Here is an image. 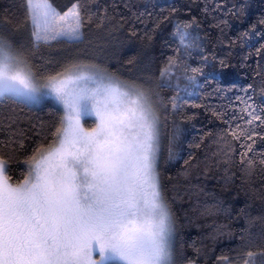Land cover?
I'll list each match as a JSON object with an SVG mask.
<instances>
[{"label": "snow or ice", "instance_id": "snow-or-ice-1", "mask_svg": "<svg viewBox=\"0 0 264 264\" xmlns=\"http://www.w3.org/2000/svg\"><path fill=\"white\" fill-rule=\"evenodd\" d=\"M245 7L242 3L231 14L239 17ZM22 9L15 23L0 15V101H51L60 116L50 136L23 161L19 180L9 175L10 157L0 154V264H177V220L158 165L164 152L169 160L176 158L181 124L195 118L184 112L181 93L192 95L203 68L216 63L223 70L229 67L227 60L205 51L193 17L174 24L173 55L164 61L154 87L138 83L139 75L125 78L92 59L74 57L53 66L41 56L37 63L35 54L42 47L82 44L85 29L104 28L114 18L100 0H73L64 11L52 0H22ZM167 19L158 18L143 33L147 45ZM222 24L227 21L216 27ZM252 33L264 37L255 25ZM24 34L27 43L21 39ZM131 34H137L134 27ZM249 38L242 33L241 39ZM194 57L200 66L190 63ZM146 69L137 66L135 71ZM255 76L260 84L240 88L244 96L236 99L244 106L230 118L227 111L204 106L225 125L213 140V156L227 166L238 155L245 176L264 172V151L256 148L257 140L264 143V105L255 102L257 88L264 96V74L257 71ZM163 89L175 93L167 103ZM86 118H92L88 127ZM211 135L204 133L195 147ZM0 147L7 145L0 142ZM217 210V205H206L202 214L212 216ZM221 231L217 226L216 233ZM233 251L234 256L217 257L216 264H264V235L247 238Z\"/></svg>", "mask_w": 264, "mask_h": 264}, {"label": "trees", "instance_id": "trees-1", "mask_svg": "<svg viewBox=\"0 0 264 264\" xmlns=\"http://www.w3.org/2000/svg\"><path fill=\"white\" fill-rule=\"evenodd\" d=\"M72 2L52 0L60 11ZM3 3L0 0V15L14 23L22 17L23 9L18 0H8L9 8H4ZM242 3H246L244 13L239 17L232 15ZM100 5L114 18L112 23L100 29L95 26L85 29L82 44H57L51 49L42 47L35 54L34 62H42L41 56L51 60L53 66L74 57L92 59L125 78L139 75L138 83L154 87L164 61L173 55L175 41L171 33L174 24L191 21L193 17L199 24L197 31L203 37L205 51L210 56L214 54L227 60L229 67L223 70L216 63L204 67V75L198 76L200 86L190 89L192 95L181 93L183 100L179 102L184 105V112L195 114V118L181 124L184 131L174 149L176 158L169 160L164 152L158 168L165 195L177 220V264H187L189 260L195 264H216V258L222 254L234 256L233 250L247 238L264 235V172L257 169L253 175L245 176L238 155L233 157L237 162L227 166L219 157L213 156L217 150L213 140L225 125L205 111L204 106L227 111L226 118H230L233 110L239 112L244 106L236 99L244 96L240 88L249 83L260 84V77L255 73L264 74V37L253 34L252 26H256L257 33L264 32V25L259 23L264 20V0H100ZM164 17L168 19L161 23L153 33L151 44L147 45L141 38L143 33L151 30L158 18ZM220 20H226L227 24L216 27ZM133 27L136 35L131 34ZM244 32L249 33V39H241ZM21 39L27 43V34ZM258 49L259 55L256 54ZM129 60L134 64H129ZM190 63L194 67L200 66L196 57ZM146 65L145 71H135L137 66L144 69ZM145 77L151 79L146 81ZM216 88L222 91L215 92ZM174 94L169 89L161 90L166 103ZM255 102L264 105L259 88ZM59 116L60 111L51 101H46L40 108H30L12 100L0 101V125H3L0 142L7 145L0 147V154L10 157L9 175L13 181L20 179L25 170L23 161L50 136ZM10 119L11 129L8 128ZM91 121V118L85 119V126H90ZM167 131L171 132V124ZM10 132L13 133L11 137ZM207 132L212 135L205 137L200 148H196L195 144L200 143L201 136ZM235 143L239 153V142ZM256 148L264 151V143L257 140ZM206 205H217L218 210L212 216L203 215ZM217 226L222 229L218 234Z\"/></svg>", "mask_w": 264, "mask_h": 264}, {"label": "rangeland", "instance_id": "rangeland-1", "mask_svg": "<svg viewBox=\"0 0 264 264\" xmlns=\"http://www.w3.org/2000/svg\"><path fill=\"white\" fill-rule=\"evenodd\" d=\"M4 1V8L5 7H7V8H9V6H8V0H3ZM18 2H19V4L21 5V7H22V0H18ZM16 11H17V9H16ZM18 12V11H17ZM46 101H44V102H42V103H40V104H36V105H25V106H27V107H36V108H40V107H42L43 105H44V103H45ZM87 119V118H86ZM92 119V118H91ZM83 123H84V121H83ZM85 124V123H84ZM86 127V126H85Z\"/></svg>", "mask_w": 264, "mask_h": 264}]
</instances>
